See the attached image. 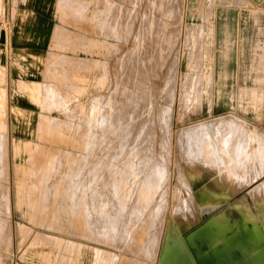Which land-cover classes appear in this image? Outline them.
<instances>
[{"label": "rangeland", "instance_id": "374dc122", "mask_svg": "<svg viewBox=\"0 0 264 264\" xmlns=\"http://www.w3.org/2000/svg\"><path fill=\"white\" fill-rule=\"evenodd\" d=\"M193 4L57 0L37 65L3 63L0 264H246L241 235L211 254L194 229L209 216L197 190L239 173L232 128L264 133V1Z\"/></svg>", "mask_w": 264, "mask_h": 264}, {"label": "crops", "instance_id": "0c3cea01", "mask_svg": "<svg viewBox=\"0 0 264 264\" xmlns=\"http://www.w3.org/2000/svg\"><path fill=\"white\" fill-rule=\"evenodd\" d=\"M56 1L0 0V10L5 11L6 18L10 21L7 32L0 27V81L3 82L6 76L5 71L1 68L4 65L3 63L11 61L10 63L15 68L14 71L20 70L22 72L23 67L28 68L37 65L39 59L47 52L51 33L54 30L52 18H54L53 6ZM191 5L194 7L193 0H191ZM214 35L215 27L213 29L215 40ZM4 47L5 51H3ZM213 57L215 59V56ZM213 64L215 65V60ZM16 81L25 83L23 78H18ZM207 123H211L208 126L209 129H213V127L225 129L234 126L232 122ZM238 123V127L232 128V137L237 159L233 172L236 170L239 173H233V181H229L226 175L227 190H220L218 182L213 179H211L210 186H202L197 190V194L201 195L203 214L209 216L204 222L197 223V226H195L196 245L198 236L201 234V239L209 244L211 254H217L218 251L223 249V251H226L229 246H232L231 239L241 235L238 243L241 246L242 253H244L246 264H264V180L256 186L254 185L253 188L240 191L264 175V166L262 165V162L264 163V133L256 132V127L251 128L247 122L238 121ZM257 133L258 135H256ZM257 136L259 147L256 150L257 146L255 145V151L252 153L249 150V143H251V137L255 138ZM256 154H258L257 157H255ZM252 166L254 169H252ZM197 177L199 176L195 178ZM212 190L215 192H212ZM240 193H244V195L238 201L231 202L233 201L232 197ZM251 195H254L253 199L257 198V200H252ZM248 197L252 205L249 204ZM254 210L260 211L258 216H252L251 211ZM220 244L224 248H220ZM197 252L199 251L197 250ZM200 253L208 255L207 251ZM218 259L215 264H222L220 260L222 258L218 257Z\"/></svg>", "mask_w": 264, "mask_h": 264}, {"label": "bare ground", "instance_id": "6f19581e", "mask_svg": "<svg viewBox=\"0 0 264 264\" xmlns=\"http://www.w3.org/2000/svg\"><path fill=\"white\" fill-rule=\"evenodd\" d=\"M178 1H179V0H178ZM135 2H136V1H135ZM135 2H134V3H135ZM150 2H151V1H150ZM136 4H137V3H136ZM178 4H179V3H178ZM134 5H135V4H134ZM171 6H172V4H171ZM172 7H173V6H172ZM175 7H177V6H174L173 8H175ZM178 7H179V6H178ZM176 9H177V8H176ZM174 10H175V9H174ZM136 13H137V11H136ZM174 14H175V13H174ZM175 15H177V14H175ZM167 16H168V15H167ZM177 16H178V15H177ZM177 16H176V17H177ZM136 24H137V23H136ZM114 25H116V24H114ZM188 26H189V25H188ZM129 27H130V26H129ZM132 28H133V27H132ZM134 28H135V27H134ZM134 28H133V32L136 30V29L134 30ZM130 29H131V28H130ZM182 30H183V29H182ZM192 30H193V28H192ZM136 33H137V31H136ZM134 34H135V33H134ZM191 34H192V33H191ZM128 35H129V34H128ZM131 35H132V34H131ZM185 35H186V34H185ZM196 35H197V34H196ZM136 37H137V36H136ZM193 37H194V36H193ZM196 37H197V36H196ZM122 38H123V37H122ZM131 39H132V38H131ZM188 39H189V38H188ZM137 41H138V40H137ZM182 41H183V40H182ZM187 41H188V40H187ZM197 41H198V40H197ZM124 42H125V40H124ZM127 42H128V41H127ZM185 42H186V41H185ZM134 43H135V42H134ZM119 44H120V43H119ZM185 44H186V43H185ZM121 45H122V44H121ZM121 45H120V46H121ZM131 46H133V44H132ZM125 47H126V46H125ZM123 48H124V47H123ZM135 48H136V46H135ZM135 48H134V49H135ZM184 48H185V46H184ZM190 48H191V47H190ZM130 49H131V48H130ZM137 49H138V48H137ZM137 49H136V51H137ZM150 49H151V48H150ZM196 49H197V48H196ZM131 51H132V50H131ZM131 51H130V52H131ZM147 51H148V50H147ZM150 51H151V50H150ZM196 52H197V51H196ZM144 53H146V51H144ZM197 53H198V52H197ZM123 54H124V53H123ZM148 54H149V53H148ZM130 55H131V53H130ZM147 56H148V55H147ZM197 57H198V55H197ZM205 58H206V57H205ZM133 59H134V58H133ZM133 59H132V62H133V63H130V64H132V66L130 65V66H131V68H130L131 71L128 70V69H129V65H128V66L126 65V66L128 67V69H127V70H128V73H127V74L129 75V74H130L129 72H131V74H130L131 76H132V74H133L132 72H135V73H136V69H137V68H136V65H135V64L137 63V61H136V57H135V60H133ZM150 59H151V58H150ZM195 59H196V57H195ZM203 59H204V58H203ZM130 60H131V59H130ZM139 60H141V59H139ZM191 60H192V59H191ZM124 61H125V60H124ZM127 62H128V61H127ZM127 62H126V63H127ZM190 62H191V61H190ZM200 62H201V61H200ZM126 63H125V64H126ZM147 63H148V62H147ZM151 63H153V62H151ZM163 63H164V62H163ZM196 63H197V61H196ZM127 64H129V62H128ZM140 64H141V63H140ZM145 65H146V64H145ZM147 65H148V64H147ZM149 65H150V64H149ZM122 67H123V66H122ZM125 69H126V68H125ZM138 70H139V69H138ZM138 70H137V71H138ZM159 70H160V69H159ZM123 72H124V70H123ZM155 73H156V72H155ZM190 73H191V72H190ZM136 74H137V73H136ZM193 74H194V73H193ZM155 75H156V74H155ZM189 75H190V74H189ZM194 75H195V74H194ZM212 75H213V73H212ZM192 76H193V75H192ZM186 77H187V83H186L185 86L188 87V86H189V83H190V82L188 81V79H189L190 76H189V77L186 76ZM132 78H133V77H132ZM190 78H191V81H192V77H190ZM193 78H194V76H193ZM167 79H168V78H167ZM212 79H213V78H212ZM212 79H211V80H212ZM127 80H128V79H127ZM129 80H130V78H129ZM133 80H134V79H133ZM198 80H201V79H198ZM198 80H196V82H197ZM168 81H169V79H168ZM193 81H194V80H193ZM157 82H158V81H157ZM188 82H189V83H188ZM199 82H200V81H198L197 83L194 84V87H196V89H198V87L195 86V85H198ZM210 82H211V84H212V81H210ZM213 82H214V81H213ZM191 84H192V82H191ZM199 84H200V83H199ZM192 85H193V84H192ZM192 85H190L191 88H192ZM200 85H201V84H200ZM143 86H144V87H148V89H149V85H145L144 82H143L142 85H141L140 83H138V82L133 83V86L129 87V89H130L131 93H133V92L135 93V92H137L138 90L142 89ZM210 86H211V85H210ZM210 86H209V87H210ZM186 87H185V89H186ZM201 87H202V86H201ZM201 87L199 88L200 91L197 90V91L199 92V96H198L199 98L197 97V94H196V96H193V97H196V98H197L198 102H201L203 96H204V97H207L206 94L208 93V91H207V92H203V90H201ZM145 89H146V88H145ZM148 89H147V90H148ZM189 89H190V88H189ZM209 90H210V89H209ZM186 93H187V92H186ZM54 95H55V94H54ZM189 95H191V93H190ZM189 95H188V96H189ZM192 95H193V93H192ZM185 96H186V95H185ZM188 96H187V97H188ZM190 97H192V96H190ZM190 97H189V99H190ZM193 99H194V98H193ZM193 99H192V100H193ZM138 100H139V99H138ZM187 100H188V98H187ZM192 100H191V101H192ZM207 100H208V102H209V106H210V104H211V99H210V101H209V99H207ZM189 101H190V100H189ZM195 101H196V100H195ZM196 102H197V101H196ZM122 103H123V102H122ZM210 107H211V106H210ZM231 119H233V118H231ZM215 121H224V120H223L222 118H220V119H216ZM228 121H229V120H228ZM2 149H3V148H2ZM5 149H6V148H5ZM2 152H3V151H2ZM5 153H6V151H5ZM5 155H6V154H5ZM1 158H2V157H1ZM2 159H3V158H2ZM2 161H4V160H2ZM2 161H1V162H2ZM5 161H6V160H5ZM2 163H5V162H2ZM7 163H8V162H7ZM5 165H6V166H9V164H4V167H5ZM7 168H9V167H7ZM4 169H5V168H4ZM7 170H8V169H7ZM7 170H6V171H7ZM8 173H9V172H8ZM6 174H7V173H6ZM8 175H9V174H8ZM8 175H7V176H8ZM33 176H34V175H33ZM8 179H9V177H8ZM33 181H34V180H33Z\"/></svg>", "mask_w": 264, "mask_h": 264}]
</instances>
